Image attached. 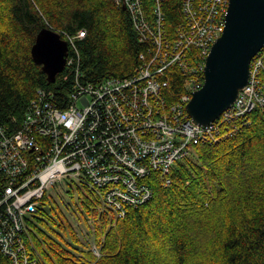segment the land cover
Instances as JSON below:
<instances>
[{
	"label": "trees",
	"instance_id": "trees-1",
	"mask_svg": "<svg viewBox=\"0 0 264 264\" xmlns=\"http://www.w3.org/2000/svg\"><path fill=\"white\" fill-rule=\"evenodd\" d=\"M155 1L144 0L150 20ZM123 7L115 0H0V120L19 128L39 88L54 92L57 103L72 89L73 75L63 70L51 82L33 59L44 27L62 38L85 31L77 40L84 79L134 75L150 46ZM163 8L174 34L183 19L180 0H164ZM167 75L168 93L182 92V72L171 67ZM250 117L242 133L198 145L167 186L152 175V198L124 217L104 204L103 189L66 180L71 218L61 234L52 226L64 227L52 197L61 185H54L28 219V249L34 253L33 244L40 264H264V114L257 109ZM0 264H13L1 248Z\"/></svg>",
	"mask_w": 264,
	"mask_h": 264
},
{
	"label": "built area",
	"instance_id": "built-area-1",
	"mask_svg": "<svg viewBox=\"0 0 264 264\" xmlns=\"http://www.w3.org/2000/svg\"><path fill=\"white\" fill-rule=\"evenodd\" d=\"M115 2L128 9L140 40L149 42V56L141 53L136 73L84 79L77 40L85 31L64 32L71 91L57 103L54 92L39 88L19 128L0 120V248L14 264H38L24 239L27 222L54 185L76 180L103 189L104 204L124 217L128 207L152 198V175L167 186L173 167L196 146L217 143L247 126L242 119L248 114L264 112V45L252 59L247 84L215 121L197 124L187 111L203 87L229 0H180L183 19L174 34L166 28L164 0L155 1L153 20L144 0ZM171 67L184 75L183 90L174 95L165 89Z\"/></svg>",
	"mask_w": 264,
	"mask_h": 264
},
{
	"label": "water",
	"instance_id": "water-1",
	"mask_svg": "<svg viewBox=\"0 0 264 264\" xmlns=\"http://www.w3.org/2000/svg\"><path fill=\"white\" fill-rule=\"evenodd\" d=\"M124 9L125 6L123 7ZM264 45V0H229L227 22L213 43L205 69V83L187 105L191 118L209 124L234 103L248 82L252 59ZM68 41L44 27L31 48L34 61L55 82L68 55Z\"/></svg>",
	"mask_w": 264,
	"mask_h": 264
},
{
	"label": "rangeland",
	"instance_id": "rangeland-1",
	"mask_svg": "<svg viewBox=\"0 0 264 264\" xmlns=\"http://www.w3.org/2000/svg\"><path fill=\"white\" fill-rule=\"evenodd\" d=\"M193 156L191 158H193ZM59 185H61V186L57 188V189H59L58 191L55 188L52 190V193H53L52 197H53V201H54L55 206L57 207L58 211L61 212V216H62V219H63L64 227L63 226H57V225H54V224L52 226H53L54 229H56L61 234L62 233L66 234L67 233V230H66L67 227L66 226H68L67 222L71 218V212L68 209L67 204H66V200L68 198H67V195L64 192L68 185H67L66 182H64L63 185L62 184H59ZM138 242L140 243L141 241L139 240ZM92 247L95 248V245L93 244ZM148 250L149 251H147V253L150 252V256H151V253L154 254V251L152 249L148 248ZM97 251H99V250H97Z\"/></svg>",
	"mask_w": 264,
	"mask_h": 264
},
{
	"label": "bare ground",
	"instance_id": "bare-ground-1",
	"mask_svg": "<svg viewBox=\"0 0 264 264\" xmlns=\"http://www.w3.org/2000/svg\"><path fill=\"white\" fill-rule=\"evenodd\" d=\"M51 29H52V28H51ZM261 112H263V111L261 110ZM263 114H264V112H263ZM250 116H251V114H248L244 119H242V120H246L247 122H249L247 126L241 128V129H236V130L234 129V130H232V131H229L227 134H225L224 136L220 137V139H219V141H218L217 143H212V144H200V145H217V144H220L221 142H223L224 140H226V139H228V138H232V136H235V133H242V132L244 131L245 128H247V127H249V126L252 125V119H251ZM240 122H241V121H239V123H240ZM24 239H25V238H24ZM25 242H26V245H27V240H26V239H25ZM31 245H32V249L34 250V253L31 252L29 249H28V250H29L31 256L34 257V258H36L37 263L40 264V256H39L37 253H35L36 251H35V249L33 248V247H34L33 244H31ZM12 262H13V260H12ZM13 264H14V263H13Z\"/></svg>",
	"mask_w": 264,
	"mask_h": 264
}]
</instances>
